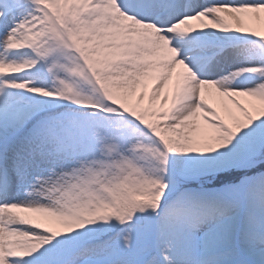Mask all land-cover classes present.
<instances>
[{
  "label": "snow or ice",
  "instance_id": "6c2138e0",
  "mask_svg": "<svg viewBox=\"0 0 264 264\" xmlns=\"http://www.w3.org/2000/svg\"><path fill=\"white\" fill-rule=\"evenodd\" d=\"M0 264H264V0H0Z\"/></svg>",
  "mask_w": 264,
  "mask_h": 264
}]
</instances>
